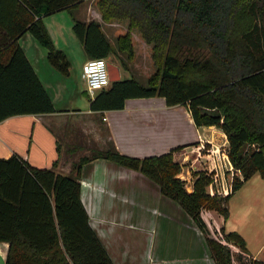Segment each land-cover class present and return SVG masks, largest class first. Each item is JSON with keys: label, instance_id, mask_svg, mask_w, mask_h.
I'll return each mask as SVG.
<instances>
[{"label": "trees", "instance_id": "obj_1", "mask_svg": "<svg viewBox=\"0 0 264 264\" xmlns=\"http://www.w3.org/2000/svg\"><path fill=\"white\" fill-rule=\"evenodd\" d=\"M83 0H0V120L23 113L56 111L17 42L28 31L60 72L68 60L47 33L42 16L71 9ZM104 21L125 20L112 46L95 19L72 17L71 28L88 57L114 55L122 68L133 55L131 29L149 44L154 70L144 82L119 77L90 97L92 110L116 109L126 97L160 95L166 105L185 104L194 124L215 125L225 134L227 156L239 170L230 190L208 194L209 172L192 171L191 189L176 173L171 150L135 156L110 146L80 156L71 174L31 165L18 154L0 156V241L3 264H111L88 223L80 200L79 168L105 157L139 170L175 200L202 232L214 264H232L227 244L214 238L200 209L227 217V199L253 173L264 178V0H94ZM58 147V146H57ZM56 160L52 162L55 164ZM228 174V171H225ZM218 229L242 251L236 230ZM237 264H264V258L237 256Z\"/></svg>", "mask_w": 264, "mask_h": 264}, {"label": "crops", "instance_id": "obj_2", "mask_svg": "<svg viewBox=\"0 0 264 264\" xmlns=\"http://www.w3.org/2000/svg\"><path fill=\"white\" fill-rule=\"evenodd\" d=\"M83 2L71 9L61 8L42 16L53 44L68 60L65 73L47 60L45 48L28 31L18 36L19 46L56 111L13 114L1 119L0 156L15 153L31 165L71 174L72 163L80 156L90 157L96 149L112 146L135 156L171 150L172 158L180 164L176 175L184 180L185 189L190 190L192 171L207 172L211 166L209 157L213 155L203 149L197 150L195 145L201 143L217 150L220 144H227L225 134L212 124H194L185 104L166 105L160 95L126 97L123 106L116 109H89V95L80 74L81 65L88 56L72 31V17L97 20L110 44L117 33L126 29V21H104L97 9L84 7ZM115 25L122 27L120 31ZM131 37L149 47L134 30H131ZM110 62L117 65L121 77L122 66ZM220 173V182L224 176L227 183L228 174ZM79 184L88 223L111 264H214L204 236L192 218L139 170L105 157H91L80 164ZM199 213L209 231L210 218L215 230L222 225L225 231L236 230L242 235L230 219L229 211L225 219L205 207ZM6 247L7 242L0 241V264H3ZM262 248L263 243H260L251 252L245 246L244 252L261 259L264 254H258Z\"/></svg>", "mask_w": 264, "mask_h": 264}, {"label": "rangeland", "instance_id": "obj_3", "mask_svg": "<svg viewBox=\"0 0 264 264\" xmlns=\"http://www.w3.org/2000/svg\"><path fill=\"white\" fill-rule=\"evenodd\" d=\"M82 5L84 7L86 6L88 9H96L94 0H84ZM91 11L89 15H91ZM110 21H115V19H110ZM116 22L120 23L124 21ZM101 24L104 25L103 22ZM115 26L116 27L114 28L117 30L122 28L120 25ZM124 30L119 31L123 32ZM131 30L136 32L135 29ZM131 40L133 46L132 57L129 60H126L124 54L119 53L127 65V69L121 68L120 74L121 77L134 75L139 81L144 82L147 75L154 70V65L149 56L150 48L148 45L142 43V41H139L140 39L136 40L131 37ZM111 45L114 46V42ZM105 58L107 61H114L120 65L119 60L112 54ZM90 153L91 152L88 154ZM222 181L225 182L224 176ZM216 187H219L218 183L216 184ZM227 210L229 211L230 219L237 225L242 233L245 240L244 245L251 250V252H253L260 243H263V250L258 254V256H262L264 254V178L259 177L257 173L252 174L246 181H244L243 185L227 199ZM209 224L211 226V231H209L211 232V235L216 239L224 240L220 230L218 229L217 231L214 229V223L210 218ZM223 243L227 244L225 240ZM227 246L230 250L232 264H237L238 255L241 256L242 260L248 261L250 259V256L236 245L230 243Z\"/></svg>", "mask_w": 264, "mask_h": 264}, {"label": "built area", "instance_id": "obj_4", "mask_svg": "<svg viewBox=\"0 0 264 264\" xmlns=\"http://www.w3.org/2000/svg\"><path fill=\"white\" fill-rule=\"evenodd\" d=\"M106 58L97 56V57H87L85 61L81 65V77L83 78L85 82V89L88 93V95L91 97L96 90L105 87L110 79L108 76L107 66H106ZM199 142H202V138L198 136ZM197 150H204L207 153H213L209 157V162L211 163V166H208V171L211 174V180L207 185V192L208 194L213 193H220L225 194L226 190H230V182L231 177L234 172L238 174L240 177V173L238 169H235L227 156V144H220L217 148V150L211 149L210 146H205L204 144L195 145ZM220 169V174H223V172L228 171V181L227 183L222 181L223 176L219 177V172H217V169ZM219 184V187H216V184ZM220 234V233H218ZM220 240V239H218ZM224 241V240H220ZM227 245L230 244V242H227Z\"/></svg>", "mask_w": 264, "mask_h": 264}, {"label": "water", "instance_id": "obj_5", "mask_svg": "<svg viewBox=\"0 0 264 264\" xmlns=\"http://www.w3.org/2000/svg\"><path fill=\"white\" fill-rule=\"evenodd\" d=\"M107 66V71H108V76L110 80H115L119 78V73H118V67L114 63L107 61L106 62Z\"/></svg>", "mask_w": 264, "mask_h": 264}]
</instances>
